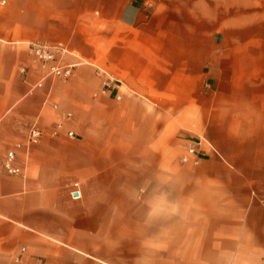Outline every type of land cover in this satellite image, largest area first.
I'll use <instances>...</instances> for the list:
<instances>
[{
    "label": "crops",
    "instance_id": "obj_1",
    "mask_svg": "<svg viewBox=\"0 0 264 264\" xmlns=\"http://www.w3.org/2000/svg\"><path fill=\"white\" fill-rule=\"evenodd\" d=\"M8 149L0 264H260L264 0H0Z\"/></svg>",
    "mask_w": 264,
    "mask_h": 264
},
{
    "label": "built area",
    "instance_id": "obj_2",
    "mask_svg": "<svg viewBox=\"0 0 264 264\" xmlns=\"http://www.w3.org/2000/svg\"><path fill=\"white\" fill-rule=\"evenodd\" d=\"M28 49L31 55L39 61L42 65L46 67V74L51 76L68 78L73 73V66L69 64H64L59 62L57 59V51L61 50L58 47H54L52 44L45 41H31L28 44ZM19 72L25 74L27 72L26 68L23 66L19 67ZM110 78L104 82V90L111 88ZM41 82L37 83L38 86H41ZM70 114H67L66 117H69ZM62 128V122H55L50 130V135L57 137ZM44 131L37 126H32L29 129L26 142L28 145L37 144L42 136ZM68 136H73V131L67 132ZM16 146H20V143H17ZM200 159L198 149L196 145H190L186 148L185 152L181 156V161L184 163H198ZM1 168L8 174H19L22 172L20 166L16 164V153L14 149H8L5 156L0 160ZM260 264H264V259L261 260Z\"/></svg>",
    "mask_w": 264,
    "mask_h": 264
}]
</instances>
